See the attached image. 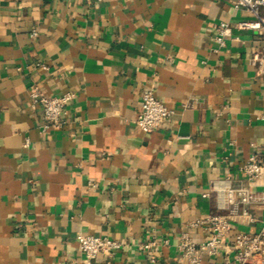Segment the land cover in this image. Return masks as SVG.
<instances>
[{
    "label": "crops",
    "instance_id": "obj_1",
    "mask_svg": "<svg viewBox=\"0 0 264 264\" xmlns=\"http://www.w3.org/2000/svg\"><path fill=\"white\" fill-rule=\"evenodd\" d=\"M233 2L0 0V264H86L77 233L123 242L94 264H187L180 237H208L190 224L220 211L202 196L216 181L264 193L240 171L264 164V35L234 29L216 49V24L251 19ZM35 84L75 93L61 127L43 130ZM146 88L173 110L150 133ZM248 212L199 264H234L227 245L264 222V205Z\"/></svg>",
    "mask_w": 264,
    "mask_h": 264
},
{
    "label": "built area",
    "instance_id": "obj_2",
    "mask_svg": "<svg viewBox=\"0 0 264 264\" xmlns=\"http://www.w3.org/2000/svg\"><path fill=\"white\" fill-rule=\"evenodd\" d=\"M233 7L236 10H246L251 19L230 24L224 21L214 26V41L217 48L225 45V39L230 37L234 29H248L258 31L264 35V0H234ZM34 36L35 33H32ZM253 59L259 61L264 69V54L255 53ZM31 107L38 108L43 130L59 128L63 125L65 105L75 98L73 91H67L57 96H46L38 85H33L29 91ZM173 110L166 107L156 99L154 91L146 88L142 91L137 126L144 133H150L157 129L165 120L169 119ZM28 145V140L24 142ZM240 171L248 183L264 179V164L261 163L256 153H252L241 165ZM211 193H203V197H214L215 207L220 210L210 213L191 226H205L209 235L200 242L193 241L187 233L180 237L178 248L181 255L187 260V264H199L203 254L217 255L225 246L224 237L229 230L231 222L237 217H245L253 220L248 208L254 205H264V193H254L249 186L241 183H233L230 179L216 181L212 185ZM76 240L83 254L86 264H94L97 255L111 256L114 251L122 248L123 242L103 235L77 233ZM155 245L153 239L141 243L139 248L149 250ZM232 252L234 264H264V222L261 229L255 233L239 232L227 245ZM109 264V263H108Z\"/></svg>",
    "mask_w": 264,
    "mask_h": 264
}]
</instances>
